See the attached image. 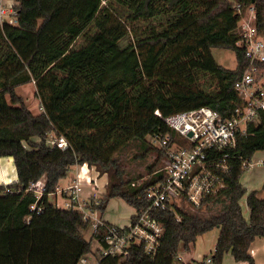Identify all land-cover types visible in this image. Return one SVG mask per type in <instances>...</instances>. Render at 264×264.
Instances as JSON below:
<instances>
[{
	"label": "trees",
	"instance_id": "trees-1",
	"mask_svg": "<svg viewBox=\"0 0 264 264\" xmlns=\"http://www.w3.org/2000/svg\"><path fill=\"white\" fill-rule=\"evenodd\" d=\"M15 1L16 23L0 21V156H12L18 172V180L0 184V264H78L104 230L86 239L82 213L55 206L47 195L45 210L28 220L36 199L28 185L45 176L46 192L54 191L73 165L87 162L109 175L104 213L116 196L147 209L148 187L166 177L159 169L167 146L185 140L164 117L209 106L226 118L242 103L234 85L248 59L236 44L239 21L253 5L264 37V0ZM160 17L161 27L151 23L130 38L131 28ZM215 47L234 50L236 66L221 64ZM28 81L36 85L38 113L17 92ZM52 132L64 134L70 146L48 145ZM151 134L170 139L157 147L149 176L129 177L116 153ZM258 150H264V118L249 123L235 147L215 152L228 165L218 169L224 187L199 205L181 199L175 209L150 210L165 227L155 254L135 243L127 259L107 256L102 264H172L178 251L190 253L197 237L215 227V264H223L228 251L256 264L251 248L264 237V183L248 191L241 176ZM246 193L249 219L241 204Z\"/></svg>",
	"mask_w": 264,
	"mask_h": 264
},
{
	"label": "built area",
	"instance_id": "built-area-1",
	"mask_svg": "<svg viewBox=\"0 0 264 264\" xmlns=\"http://www.w3.org/2000/svg\"><path fill=\"white\" fill-rule=\"evenodd\" d=\"M238 7L240 8V4ZM10 8L8 21L16 23V11L14 7ZM249 9L251 17L239 25L240 38L236 42L238 46L245 48L248 59L243 74L234 85L242 103L226 118L209 106L180 111L164 117L185 140L174 141L167 146L168 157L163 168L159 169L165 170L166 177L148 187L149 207L147 209L134 207L135 214L129 224L120 225L106 220L105 213L101 210L104 192L100 191L99 183L87 162L78 163L76 179L72 183L58 184L54 191L46 192L45 176L28 185L27 190L32 191L36 197L30 205L31 213L27 215L28 220L34 213L39 214L45 210L47 195L48 200L55 206L82 213L83 219L93 227V232L104 230L101 241H98L100 245L98 251L94 250L82 256L78 264H102V260L107 256L117 257L123 261L130 255L131 246L135 243H143L147 253L155 254L165 227L160 220L151 215V209H175V203L181 199L199 205L209 193L217 192L226 185L218 169L226 171L228 165L225 159L216 158L215 152L235 147L239 135L248 132L249 123L264 118V37L255 24V7L252 5ZM8 13L9 10L1 4V22L6 20L5 16ZM190 131L192 135H189ZM151 136L154 141L160 140L162 144H167L170 139L169 135L164 139L158 134ZM47 143L57 150H64L70 146L68 138L56 132L49 135ZM244 163L249 166L252 160H246ZM84 184L88 185L87 192ZM6 191H11V188L8 187ZM178 218L180 219V216ZM213 254L214 251L202 260H197L180 250L172 264H215Z\"/></svg>",
	"mask_w": 264,
	"mask_h": 264
},
{
	"label": "rangeland",
	"instance_id": "rangeland-1",
	"mask_svg": "<svg viewBox=\"0 0 264 264\" xmlns=\"http://www.w3.org/2000/svg\"><path fill=\"white\" fill-rule=\"evenodd\" d=\"M5 4L6 5L4 6L9 10L8 15L5 16V19L8 20L10 18V13H11L10 7L12 6H10L9 3H5ZM250 15L251 12L248 7L243 12L242 17L239 21V25L241 26L244 23V21H246V19L249 18ZM163 21L164 19L160 17L153 21L140 22L137 26H135V29L131 28L130 38L133 39L135 38L136 30L140 33L146 31L148 29L147 26L151 23L155 27H161ZM213 54L216 57V59L225 66L235 67L237 64L236 53L232 49L215 47L213 48ZM2 76L4 77V75ZM17 92L24 97L26 103L30 108H32L34 112H38L42 108V107L40 108V104H41L40 99L36 95V85L34 81H28L23 84H20L19 86H17ZM150 142L153 144L151 145ZM161 145L162 143L160 140L154 141L152 139V136L148 135L146 137V143H143L142 141L137 139L132 140L130 143L122 147L116 153L115 156L123 165L129 177H138L139 175L147 177L151 174L149 165L155 162V160L159 157V151L157 147L159 148ZM251 160H252V164H250L247 167V169L243 172L241 176V182L243 183L244 187L247 188L248 191L252 189H261L264 183V150L256 151L253 154ZM165 161L166 160L163 157L162 165L163 163H165ZM77 165L78 164L73 165L70 170L71 173L74 174L75 176L77 174ZM91 168H92V174L94 177H96L99 186L102 187L101 183H103V186L106 187L104 183H106V181L109 180V175L106 173L101 176L96 167L91 166ZM104 187H102L101 190L105 191ZM87 191H88V187L87 189H85V192ZM261 196L264 197V192H261ZM241 204H242V208L246 210V218L249 219L250 210L247 204V193L241 199ZM192 209L197 210L196 207H192ZM203 212L207 214L208 210L204 209ZM134 213L135 210L133 206L120 196L111 198L105 211V215L107 216L108 220L122 225L127 224L130 220L131 215ZM82 234L86 239L88 240L92 239L93 227L89 224L86 228L82 230ZM218 235H219V230L217 227L208 230L205 233L200 234L192 245V251L190 253H186V252L185 253L189 257L193 256L197 260H202L203 257H205L207 254L215 251L217 241L216 243L214 242V237L218 239L217 237ZM256 245H260L259 240H257L256 243L254 244L255 247ZM92 247L97 252L98 251L97 249L100 247L98 241L93 240ZM258 259L264 262V248L262 247L258 252ZM235 262H239V261L235 259L232 252L231 251L226 252L223 257V264H234Z\"/></svg>",
	"mask_w": 264,
	"mask_h": 264
},
{
	"label": "crops",
	"instance_id": "crops-1",
	"mask_svg": "<svg viewBox=\"0 0 264 264\" xmlns=\"http://www.w3.org/2000/svg\"><path fill=\"white\" fill-rule=\"evenodd\" d=\"M5 3H9V5L13 7L14 4L16 3V1L15 0H0V5L1 4L6 5ZM40 108H41V104H40ZM40 111H42V108L38 112H40ZM38 112H36V113H38ZM53 133L54 132H52L51 134H53ZM34 140L35 141H40V138L34 137ZM75 179H76V176L74 174H72L71 171H69L68 175L65 178H62L60 180L59 185L70 184ZM16 180H18V172H17V169H16L14 158L12 156H0V184L1 183H9V182H13V181H16ZM106 183H107V181H106ZM106 183H104V184L106 185ZM101 184H102V187H104L103 183H101ZM87 187H88V185L84 184V188L87 189ZM102 187H100V191L105 192L104 190H101ZM104 188L106 189V187H104ZM134 210H135V208H134ZM243 212H244V215L246 217V210L243 209ZM134 214L131 215L130 220H131V218H132V216ZM104 217L106 218L107 221H109L111 223L119 224V223L112 222V221L108 220L107 216L105 214H104ZM130 220H129V222H130ZM129 222L127 224H129ZM127 224H125V225H127ZM120 225H122V224H120ZM218 230L220 232V228H218ZM216 239L217 238L214 237V242L215 243L217 241ZM257 240H259L260 245H256V247H255L254 244L256 243ZM258 246H260V247H258ZM261 247L264 248V237L256 238V240L254 241L253 246L251 248V252H252V254L255 257L256 264H264V262H262V261H260V259H258V252L260 251ZM234 264H249V262L248 261H239V262H235Z\"/></svg>",
	"mask_w": 264,
	"mask_h": 264
},
{
	"label": "water",
	"instance_id": "water-1",
	"mask_svg": "<svg viewBox=\"0 0 264 264\" xmlns=\"http://www.w3.org/2000/svg\"><path fill=\"white\" fill-rule=\"evenodd\" d=\"M189 135H192V131L189 132Z\"/></svg>",
	"mask_w": 264,
	"mask_h": 264
}]
</instances>
